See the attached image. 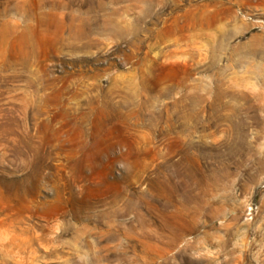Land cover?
<instances>
[{
	"label": "rangeland",
	"instance_id": "374dc122",
	"mask_svg": "<svg viewBox=\"0 0 264 264\" xmlns=\"http://www.w3.org/2000/svg\"><path fill=\"white\" fill-rule=\"evenodd\" d=\"M0 264H264V0H0Z\"/></svg>",
	"mask_w": 264,
	"mask_h": 264
}]
</instances>
